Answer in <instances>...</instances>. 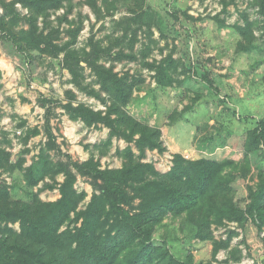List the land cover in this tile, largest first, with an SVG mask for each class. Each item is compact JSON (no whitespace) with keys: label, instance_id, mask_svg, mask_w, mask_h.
I'll return each mask as SVG.
<instances>
[{"label":"rangeland","instance_id":"374dc122","mask_svg":"<svg viewBox=\"0 0 264 264\" xmlns=\"http://www.w3.org/2000/svg\"><path fill=\"white\" fill-rule=\"evenodd\" d=\"M95 1V9L85 0L72 2L67 18L82 23L73 46L84 54L90 51L93 41L110 52L134 55L132 59L104 54L99 63L143 80L124 110L141 123L159 128L164 150H146L142 161L151 162L159 173H165L175 153L188 159L230 158L238 163L232 171V197L245 207L248 190L257 183L258 168L264 167V152L246 155L243 149L247 130L264 118V31L256 0ZM16 7L22 15H28L27 9L19 4ZM66 8L51 11L47 23L57 25ZM246 19L253 22V48L242 51L239 45L246 41L236 26L245 25ZM20 25L27 27L24 20ZM38 25L44 28L41 17ZM68 27L66 21L60 23V39L56 42L68 39ZM35 54V65L26 68L19 55L11 53L0 40V149L11 154L9 163L0 167V179L6 182L10 199L24 203L30 202L34 194L42 201H55L60 195L58 184L64 178L61 173L54 177L47 174L34 186L24 178V168L39 159L48 140L44 132L47 112L59 149L45 152L48 165L92 158L101 168H120L124 158L118 152L128 144L118 137L107 144V127H88L79 119L72 120L62 107L71 102L105 110V105L87 92L90 88L98 91L99 85L85 63L81 62V76L75 83L62 62L63 53L58 58ZM169 54L175 66L171 70L173 82L158 87L154 69L145 63H158ZM101 95L105 96L103 92ZM41 98L47 100L45 106L40 104ZM130 145L137 155L135 145ZM18 157L25 159L20 168L15 165ZM73 171L75 188L87 193L81 208L94 189L90 178ZM12 226L19 229L18 223ZM210 228L218 240L226 239L231 229L236 233L231 246L219 249L214 256L212 242L196 237V226L186 215L165 218L153 237L166 243L179 258L192 253L195 263L264 264V229L258 230L251 219L243 227L224 221ZM234 246L240 249L239 261L230 257Z\"/></svg>","mask_w":264,"mask_h":264},{"label":"trees","instance_id":"16d2710c","mask_svg":"<svg viewBox=\"0 0 264 264\" xmlns=\"http://www.w3.org/2000/svg\"><path fill=\"white\" fill-rule=\"evenodd\" d=\"M72 2L0 0L3 11L0 14V40L11 53L19 55L26 68L35 65L38 59L35 52L52 58L63 53L62 62L75 83L81 76V62L85 63L99 85L98 91L90 88L87 92L99 99L105 110L71 102L62 107L72 120L79 119L88 127L99 124L107 127V144L112 137L126 141L127 146L118 152L124 162L120 168H101L92 158L84 162L69 159L48 165L43 156L48 150L58 149V145L47 112L44 132L48 140L41 148L39 159L24 168V178L28 185L34 186L47 174L54 177L61 173L64 178L58 184L60 195L55 201H42L37 194L27 203L11 200L6 182L0 179V264H202L195 263L190 252L183 259L177 257L166 243L154 239L155 228L167 217L186 215L196 226V237L212 242V256L221 248H229L236 233L231 229L226 239H214L211 225L219 226L228 221L243 227L251 219L258 230L264 229V167L258 168L257 183L249 188L245 207H240L232 197L231 186L232 171L237 169L238 163L230 158L188 159L175 153L165 173H159L151 162L142 161L146 150H164L161 130L141 123L124 110L134 89L143 80L127 71L120 74L112 66L99 63L104 54L111 58L132 59L134 55L110 52L93 41L90 51L81 54L73 45L82 23L67 18ZM85 2L96 8L95 0ZM256 3L263 17L264 31V0H256ZM17 4L27 9L28 15H22ZM64 6H67L66 12L58 17L59 23L50 26L47 23L50 12ZM39 17L44 20L42 29L38 25ZM22 20L27 24L26 28L20 25ZM62 21L69 24L68 39L58 43ZM252 26L253 22L247 19L245 25L236 26L246 41L239 45L242 51L253 48ZM145 64L154 69L158 87L173 82L171 70H175V66L171 54L158 63ZM46 102L45 98L40 99L42 106ZM130 143L137 148V155ZM243 149L246 155L264 152V118L258 119L247 130ZM10 159L11 154L0 149V167L8 164ZM24 160L18 157L15 165L20 168ZM11 168L15 166L11 165ZM73 168L81 176L90 178L94 189L89 201L81 208L87 193L75 188ZM15 223L19 224L18 230L12 226ZM229 254L235 261L240 260L237 246L231 248Z\"/></svg>","mask_w":264,"mask_h":264}]
</instances>
